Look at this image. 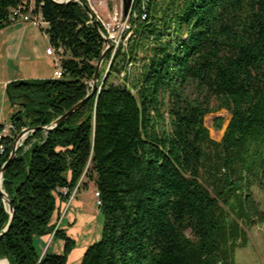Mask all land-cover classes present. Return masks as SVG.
<instances>
[{
  "label": "trees",
  "instance_id": "1",
  "mask_svg": "<svg viewBox=\"0 0 264 264\" xmlns=\"http://www.w3.org/2000/svg\"><path fill=\"white\" fill-rule=\"evenodd\" d=\"M22 1L0 0V31ZM36 4L50 44L64 49L65 74L7 86L16 137L84 100L106 48L80 4ZM138 14L131 47L107 55L99 95L35 132L6 168L15 214L0 259L68 264L77 241L58 225L68 201L60 190L72 193L82 178L79 190L100 193L104 227L80 264H235L248 243L242 223L264 230L250 192L264 189V0H150L145 19ZM220 110L231 118L216 142L205 119ZM14 141L4 143L0 170ZM9 221L0 194V234ZM50 236L63 242L60 254L42 251Z\"/></svg>",
  "mask_w": 264,
  "mask_h": 264
},
{
  "label": "rangeland",
  "instance_id": "2",
  "mask_svg": "<svg viewBox=\"0 0 264 264\" xmlns=\"http://www.w3.org/2000/svg\"><path fill=\"white\" fill-rule=\"evenodd\" d=\"M88 4L93 7L94 10L105 20H109V18L112 15V12L114 10V7L117 6L120 13H122L123 16H126L125 14V0H98L97 2L95 0H87ZM103 6V7H102ZM105 7V8H104ZM92 8V10H93ZM106 10V14L102 13L104 9ZM130 9V7H129ZM128 9V12H129ZM103 33L107 36L106 32L103 31ZM134 32H128L127 34L124 33L123 41L124 46H127L130 48L133 43V37ZM43 42V41H42ZM42 42L39 43L36 42L33 44V47L37 49V51H40L41 60L42 63L47 64V59L42 58L43 52L45 53V46L42 44ZM112 50V49H111ZM47 53V52H46ZM34 57L36 55L34 54ZM52 58V57H51ZM51 61H53L51 59ZM106 61V60H105ZM53 63V62H52ZM108 68V65H107ZM46 69H49L47 66ZM51 72H54V64L52 68V64H50ZM101 81V80H100ZM99 81V82H100ZM110 82L116 84L120 83L118 79L111 78ZM2 107V115L1 120H4L3 124H10L11 118L15 112H17L19 109L14 107L9 99H6L5 104L4 102L1 103ZM215 108V104H214ZM4 117V118H3ZM215 118H222L224 120L223 129L217 130L214 126V119ZM230 114L226 110H220V111H214L213 113L209 114L205 121L206 126L210 131L211 138L216 141L220 142L224 136L225 130L228 126V123L230 121ZM80 191V190H79ZM96 189L92 186L90 189L82 190V192L79 194V197L77 198V204L74 203V205L71 207V209H68L67 215L62 218L58 225H60L62 222V219H64V225L68 227V232L74 237L78 248H82L84 245H92L94 243H97L101 239L102 230L104 227V218L99 212V208L97 205V200L95 197ZM251 197L256 201L258 205V209L260 211H264V189L259 188L257 186H252L250 188ZM76 207V209H75ZM74 213L76 220L69 226L68 225V219L70 213ZM243 228L248 233V243L247 246L242 248L238 247L235 251V257H234V263L235 264H264V230L263 226L261 224L256 225H247L245 222L242 223ZM65 230V229H64ZM66 230V232H67ZM59 240L53 241L52 237H48L47 241L43 242L42 251L49 250L50 252H54L57 249V246L59 245ZM69 264H80L75 262H70Z\"/></svg>",
  "mask_w": 264,
  "mask_h": 264
},
{
  "label": "crops",
  "instance_id": "3",
  "mask_svg": "<svg viewBox=\"0 0 264 264\" xmlns=\"http://www.w3.org/2000/svg\"><path fill=\"white\" fill-rule=\"evenodd\" d=\"M95 1L97 2L98 0ZM102 13L106 14V10L104 9ZM38 41L39 43L43 41L42 44L46 45L44 47L45 53L42 51V58L47 59V64L42 63L41 55H39L40 51H37L33 47V44ZM49 46L50 41L46 34L40 28L33 27L29 24L21 22L11 23L0 31V125L4 122V120H1V103L4 102L5 104L6 99H8L6 88L10 83L23 80H47L53 78V73L50 69V64H52L53 68V61H51L52 58L46 53ZM34 54L36 57H34ZM47 66L49 69H46ZM81 192L82 190L78 192L72 206L74 203H78L77 198ZM75 220L74 213H70L68 225L70 226ZM62 222L61 228L67 230L68 227L64 225V219ZM67 233L71 237H74L68 230ZM44 241H47V238L40 239V246H43ZM59 243L54 253L60 254L62 252L63 242L59 241ZM87 247L88 245H84L80 249L77 244L76 249L69 257L68 264L70 262L81 263Z\"/></svg>",
  "mask_w": 264,
  "mask_h": 264
},
{
  "label": "built area",
  "instance_id": "4",
  "mask_svg": "<svg viewBox=\"0 0 264 264\" xmlns=\"http://www.w3.org/2000/svg\"><path fill=\"white\" fill-rule=\"evenodd\" d=\"M150 0H132L129 12L126 16H123L122 13H120L117 6L114 7V10L112 12L111 17L109 20H105L102 18L93 8V12L95 15V21L96 23L100 24L103 31L106 32L107 37L112 42V59L117 53L118 49L121 46H124L123 36L124 33L127 34L131 30V18H137L138 13H142L143 18L145 19V12L147 10V3ZM10 22L16 23L21 22L25 24H29L33 27L40 28L48 37L47 31L50 29V23L47 22L40 10V7H37L36 0H23L16 8H14L11 11L10 15ZM92 25V21L89 22ZM107 47V46H106ZM47 55L52 57L53 64H54V72H53V79L59 80L64 77L65 70L63 68V55H64V49L61 47H55L54 45L49 46L47 49ZM109 72V66L106 71V75ZM92 85V84H91ZM17 131L12 123L10 124H2L0 125V152L3 153L5 151V145L4 143L6 141L15 140L16 139ZM24 144V143H23ZM22 143L20 145H23ZM24 146V145H23ZM83 181V178L79 182L76 189L70 193L68 188H63L60 190V192L68 197V201L65 204L64 210H63V217H65L68 209L71 208L78 192L81 182ZM95 197L97 200V205H101L100 200V193L96 190Z\"/></svg>",
  "mask_w": 264,
  "mask_h": 264
},
{
  "label": "water",
  "instance_id": "5",
  "mask_svg": "<svg viewBox=\"0 0 264 264\" xmlns=\"http://www.w3.org/2000/svg\"><path fill=\"white\" fill-rule=\"evenodd\" d=\"M54 2L58 3V4H66V3H70V2H75L80 4L84 10L87 12V14L90 17V20L92 21V26L94 28V30L101 36V38L104 40V42L106 43V48L100 58V60L97 63L96 66V72L92 81V85H91V92L90 94L81 102H79L77 105H75L71 110H69L68 112H66L63 116H61L60 118H58L52 125L47 126V127H39V128H24L20 134H18V136L16 137L14 144H13V151L10 155L9 160L5 163V165L3 166V168L0 170V178L2 180L1 184H0V194L4 200V203L8 206L9 209V214H10V221L8 223V225L6 226V228L3 230V232L0 234V241L9 233L11 227H12V221L14 218V207L12 202L10 201L8 195L6 194V192L3 190L2 188V183H3V175L6 171V168L8 167V165L14 161V159L17 157V152L18 150L23 147V145L25 144V142L27 141V139L32 136L35 132L37 131H45V132H50L53 129H55L56 127H58L60 124H62L63 122H65L67 119H69L73 114L77 113L78 111H80L85 104L90 101L95 95H99V86H98V82H99V78H100V73H101V69L102 66L107 58V55L109 54V52L111 51L113 45L111 40L109 39V37H107L102 29L100 28L99 24L96 23L95 21V15L94 12L91 8V6L84 2L83 0H53ZM131 1L132 0H125V14L128 13V9L131 5ZM102 86V85H101ZM101 88V87H100ZM23 145H20V144ZM32 143L28 146L27 149H29L31 147ZM9 262V261H8ZM10 264V263H9Z\"/></svg>",
  "mask_w": 264,
  "mask_h": 264
},
{
  "label": "bare ground",
  "instance_id": "6",
  "mask_svg": "<svg viewBox=\"0 0 264 264\" xmlns=\"http://www.w3.org/2000/svg\"><path fill=\"white\" fill-rule=\"evenodd\" d=\"M104 83V82H103ZM2 180L0 178V184H1ZM0 264H9V262L6 259H0Z\"/></svg>",
  "mask_w": 264,
  "mask_h": 264
}]
</instances>
